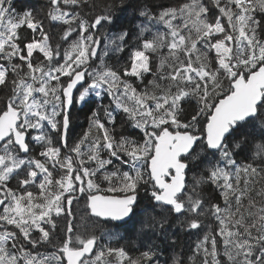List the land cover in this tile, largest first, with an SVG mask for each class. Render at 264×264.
I'll return each mask as SVG.
<instances>
[{
    "label": "snow or ice",
    "instance_id": "obj_1",
    "mask_svg": "<svg viewBox=\"0 0 264 264\" xmlns=\"http://www.w3.org/2000/svg\"><path fill=\"white\" fill-rule=\"evenodd\" d=\"M46 7L55 42L0 0V264H160L182 235L171 264H264V0ZM131 220L137 256L100 243Z\"/></svg>",
    "mask_w": 264,
    "mask_h": 264
},
{
    "label": "trees",
    "instance_id": "obj_2",
    "mask_svg": "<svg viewBox=\"0 0 264 264\" xmlns=\"http://www.w3.org/2000/svg\"><path fill=\"white\" fill-rule=\"evenodd\" d=\"M98 3H102L103 0H97ZM156 3H162L168 6H175L176 4L182 2V0H154ZM207 2V0H205ZM48 0H17V7L19 8L20 5H24L26 7L33 8L39 18L43 21L44 26L46 29H48L54 37V42L59 40L60 34V26L59 25H53L52 22H50L45 13L47 11V5ZM66 46V45H65ZM129 55L128 51H125L122 54V58L120 60V64L122 65L124 61L127 59ZM108 63L114 64L116 62V57L114 55H111L109 57L105 58ZM96 63H99V60L96 61ZM151 77L149 76V79ZM90 82V81H89ZM138 83V82H137ZM4 93L0 92V96H3ZM92 100H95L96 98L93 96L91 98ZM97 103H100V101H97ZM103 104H110V98L105 97L102 101ZM96 104H83V105H77L72 109V126H71V137L72 140L77 139L80 135L83 134L84 131H86L89 127V116H90V109H95ZM114 107V105H112ZM103 113L101 112V115ZM121 129L119 125L117 126V132H119ZM131 131V129H129ZM53 136V139L56 140L55 133H51ZM71 143V141H70ZM106 186V185H105ZM146 203V202H145ZM74 212L76 213L74 223L76 225V231L83 233L85 231V221L81 220V216L84 213V206L83 201H80L78 203L74 202ZM95 219V218H93ZM114 222H108L105 223L103 221L100 222V224L95 229L96 235L98 237H103L100 240V243L104 246H107L108 244H111L112 246H120V247H126L130 254L135 257L139 253L135 250L138 245L136 243V240L134 236L132 238L129 237V233L132 232L134 220H131L128 222L127 225H123L120 228L113 227ZM91 227V225H89ZM105 233H111L110 236L105 235ZM123 237V239H121ZM197 237L196 236H187L182 235L181 239L177 243V246L175 249H167L165 251H162L159 256L160 264H171L172 258L180 253H183L184 255L182 258L187 259L188 256L193 255L192 249L194 248L195 242ZM52 250V249H51ZM41 251H45V249H41ZM48 251V250H47Z\"/></svg>",
    "mask_w": 264,
    "mask_h": 264
},
{
    "label": "flooded vegetation",
    "instance_id": "obj_3",
    "mask_svg": "<svg viewBox=\"0 0 264 264\" xmlns=\"http://www.w3.org/2000/svg\"><path fill=\"white\" fill-rule=\"evenodd\" d=\"M48 251H52L51 248L47 249Z\"/></svg>",
    "mask_w": 264,
    "mask_h": 264
},
{
    "label": "rangeland",
    "instance_id": "obj_4",
    "mask_svg": "<svg viewBox=\"0 0 264 264\" xmlns=\"http://www.w3.org/2000/svg\"><path fill=\"white\" fill-rule=\"evenodd\" d=\"M39 17V16H38ZM39 149L37 148V151H38ZM43 252V251H42Z\"/></svg>",
    "mask_w": 264,
    "mask_h": 264
},
{
    "label": "water",
    "instance_id": "obj_5",
    "mask_svg": "<svg viewBox=\"0 0 264 264\" xmlns=\"http://www.w3.org/2000/svg\"><path fill=\"white\" fill-rule=\"evenodd\" d=\"M115 223V222H114Z\"/></svg>",
    "mask_w": 264,
    "mask_h": 264
}]
</instances>
